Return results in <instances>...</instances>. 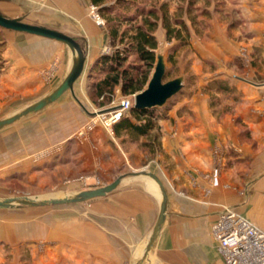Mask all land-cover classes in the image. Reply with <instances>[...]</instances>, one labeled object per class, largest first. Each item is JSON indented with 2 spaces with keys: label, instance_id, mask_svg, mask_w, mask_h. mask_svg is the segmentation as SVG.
<instances>
[{
  "label": "crops",
  "instance_id": "0c3cea01",
  "mask_svg": "<svg viewBox=\"0 0 264 264\" xmlns=\"http://www.w3.org/2000/svg\"><path fill=\"white\" fill-rule=\"evenodd\" d=\"M7 1L0 4V13L15 16L16 3ZM238 5L239 20L245 19L249 26L245 39L247 54H253L252 63L250 68L245 66L240 46L229 38L226 28L221 30L216 23H211L208 45H193L204 68L193 66L197 75L192 81L195 89L193 92L186 89L188 93L181 95L166 112L159 126L160 148L148 167L166 192L168 214L143 264H225L211 227L226 207L264 231V0H238ZM79 10L68 15L73 21H65L69 31L52 22L45 26L79 43L86 57L87 72L108 48V41L101 23L89 18L82 5ZM6 36L7 72L1 80L0 99L6 98L5 106L36 101L63 79L72 54L65 45L53 40L10 31ZM85 74L75 83L74 95L69 92L65 94L71 97L65 94L61 97V110L66 104L70 106V98L78 104L87 100ZM216 82H221L226 90H216ZM120 94L118 87L115 98ZM213 101L222 104L216 107ZM227 106L233 110L226 111ZM57 110L55 107L54 111L48 109L37 117H24L0 130V198L14 192L12 185L25 181L32 185L61 170L66 174L72 165L78 168L79 176H87L96 167H116L122 161L117 153L119 145L113 143L114 138L101 126L81 137L75 154L67 152L69 148L63 142L73 133L70 123L56 126L48 121L45 126L42 122L43 117L48 118L50 112L58 113ZM78 112H75L77 119ZM77 123L82 124V119ZM57 146L61 153L56 152ZM72 158L77 161L72 162ZM65 179H71V173ZM153 184L148 179L142 186H132L135 204L125 210L128 233L116 236L115 247L111 243L110 250L105 252L97 245L98 239L94 245L89 232L103 236L105 228L101 223L84 221L79 223L81 247L66 252L71 256L79 253L80 260L77 255L74 257L80 263L88 261L87 256L95 252L100 264L136 263L144 253L158 216L159 197L149 192L150 188L157 195ZM10 218L6 211H0V245L18 246L36 239L24 234L23 224L9 223ZM46 229L51 233L52 228ZM1 254L0 249V258Z\"/></svg>",
  "mask_w": 264,
  "mask_h": 264
},
{
  "label": "rangeland",
  "instance_id": "374dc122",
  "mask_svg": "<svg viewBox=\"0 0 264 264\" xmlns=\"http://www.w3.org/2000/svg\"><path fill=\"white\" fill-rule=\"evenodd\" d=\"M6 1L7 0H0V4ZM13 2L16 3L14 6L15 8L17 6V8L14 12L15 16L10 18L18 17L21 18L22 21L30 24L45 26L47 23L52 22L53 24L59 25L61 29L69 31L65 21H67V19H70L68 22L73 21L68 15H74L76 12H79L80 5H82L83 10L89 18H93L94 21H97L92 16L91 6L93 5L89 0H73L72 2H70V0H13ZM142 6H144L146 10L148 8H154L156 11V18L159 20L155 31L158 42L156 53H163L166 59V73L163 77V83L174 80L180 76L184 77L183 90L171 98L164 107L156 108L155 110L158 114L166 115V112L181 95L188 93L187 91L193 92L195 89L192 81L197 75L194 74L196 70H193V66L203 67V65L201 64L202 61L197 60L198 57L194 53L195 50L193 49V45L196 47H205V45H208L207 38H209L212 31L211 23L218 24L221 30L226 28L229 38L233 39L240 46V56L245 59V66L250 68L253 54H247V40L245 39V35L249 32V26L246 25L245 19L243 20L242 18V21L239 20L240 9L238 8V0H145ZM95 9L97 10L96 7ZM164 11L169 15L173 31L179 28V20L185 22L189 31V36L182 34L184 37L186 36V39L183 38L182 40L183 42L187 41L185 45L182 44V41L180 42L177 39H172L169 42L166 40V32L162 28L161 19ZM100 17L102 22H97L101 23V28H103L108 41V48L103 54H110L113 50L108 36L111 25L110 23L105 24L104 18L101 15ZM148 19L152 20L153 18L148 16ZM140 22L141 20L138 21V23ZM130 26L131 25L125 23L119 25V35L126 30L132 31ZM9 31L19 33L0 28V90L2 89L1 80L5 72H7L4 54L8 41L6 34L9 33ZM76 32H79V30ZM126 42L127 40L124 41V43ZM170 58L174 59V64L171 62ZM132 62L133 59H129L124 67H128ZM53 67L55 68L56 65H53ZM140 69L143 71L144 68ZM153 71L149 75V80ZM85 73L84 74L88 76V70L87 72L85 71ZM88 83L87 80V86ZM86 92L87 100L79 101L80 104L73 98H70L71 103L69 101L66 102L70 103V106L66 104V107L61 110L63 107V98H60L61 102L58 100L56 104H51L43 110L46 111L50 109V111H54L55 107L58 109L55 111L58 113L50 112L48 118L46 116L42 118V122L45 126H47L49 122L56 124V126L60 124L64 125V123L67 124L68 122L70 123L73 133L69 136V139L63 142V146L68 147L69 150L67 152L73 154L76 153V146L82 137L79 135V132L86 130V127L92 124V122L95 123L94 128L100 127V124L96 123V115L117 109L123 100L130 101V103L134 105L135 95L125 97L121 93L118 98H115L114 92L112 100L109 101L107 99H98L94 97L93 91L89 87H87ZM45 95L41 94L39 99ZM68 97L71 96L69 95ZM36 101L17 102L5 106L6 98L3 97L0 99V120L7 118L3 116L5 113L14 115ZM212 104L218 107L222 102L213 101ZM57 105H61L60 108ZM221 107H223V105ZM224 109L226 111H231L233 107L227 106ZM76 111H79L78 119H82V124H80L81 122L77 123L78 116L75 113ZM42 112L31 114L27 116L26 119L37 117V115ZM127 115H129V111L124 116ZM162 120H159V126ZM61 132H63V129ZM107 134L109 137L114 138V144L116 143L119 145V152L117 153L120 158L122 157V161L120 160L122 163L119 161L118 166L96 167L89 172L90 175L79 176L78 168L76 169V167H74L75 165H72V167L66 171L68 174L71 173V179L69 180L65 179L67 173L65 174L64 170H61L55 175L44 176L43 180L36 183L34 182L32 185L27 181L23 184L17 183L12 185L11 189L14 192H12L9 197H2L0 199L17 197H29L33 199L61 198L81 191L105 187L118 178H122L121 184L106 196L83 203L0 210L6 211L7 215L11 217L9 223L23 224V232L24 234L29 233L28 238H36L26 240L18 246L2 243V245H0L2 251L0 264H100L96 258L97 256L95 257L96 252L91 255L89 254L87 256L88 261L82 263L75 260L74 257L77 255V258L80 260L79 253H75V255L71 256L69 255V251L66 252L67 250L71 251V248L77 250L81 247L79 242L81 238L79 223L84 221L97 222L104 226L105 230L103 236L95 232H89L88 237L93 239L94 245H96L95 241L98 239L97 245H101L105 252L110 250L111 243H113L115 247V243L117 242L116 236L122 237L128 233V219L125 210L130 204H135L132 186H142V183L150 179L146 176L136 175L142 171L149 172V164L156 158L157 152L150 153L148 149L142 147L146 139H138L133 142L129 140L127 136L117 138L114 133L113 136L108 132ZM59 136H63V133L59 134ZM59 149L60 148L57 146V153L60 152ZM114 149L116 150L115 145ZM71 161L74 162L77 160L72 158ZM153 185L155 186L157 195L150 188L149 192L155 195L156 198H160V191L157 185L155 183ZM51 224L56 226L52 227L50 226ZM35 228L39 231L38 235L36 234ZM46 228H52L50 230L51 233H49ZM64 233H66L67 236H65ZM68 234L70 235L68 236ZM25 236L27 238V235ZM54 244L58 245L54 247ZM93 248L96 247L93 246ZM105 255L107 254L105 253Z\"/></svg>",
  "mask_w": 264,
  "mask_h": 264
},
{
  "label": "trees",
  "instance_id": "16d2710c",
  "mask_svg": "<svg viewBox=\"0 0 264 264\" xmlns=\"http://www.w3.org/2000/svg\"><path fill=\"white\" fill-rule=\"evenodd\" d=\"M144 1L89 0L104 18L105 24L111 25L108 36L113 47L112 52L102 54L88 70V87L98 99L111 101L118 87L125 97L136 95L148 83L149 75L156 63L158 42L155 31L159 20L156 18L154 8L146 10L142 6ZM148 16L153 19H148ZM161 19L168 42L172 39L181 42L183 38L186 39V36H189L185 22L179 20V28L173 31L166 11L163 12ZM139 20H141L140 23H138ZM123 23L131 25L132 31L126 30L119 35L118 26ZM125 40H127L126 43H124ZM186 42L182 44L185 45ZM129 59H133V62L128 67H124ZM170 60L174 64V59L170 58ZM140 68H144L143 71ZM215 88L219 92L226 90V86L224 87L221 82L216 84ZM155 109L132 107L129 115L123 116L114 126L115 136L117 138L127 136L133 142L146 139L142 147L148 149L150 153L158 152L160 148L158 122L165 119L166 115L158 114Z\"/></svg>",
  "mask_w": 264,
  "mask_h": 264
},
{
  "label": "water",
  "instance_id": "95a60500",
  "mask_svg": "<svg viewBox=\"0 0 264 264\" xmlns=\"http://www.w3.org/2000/svg\"><path fill=\"white\" fill-rule=\"evenodd\" d=\"M0 28L11 30L19 33H25L36 37L53 40L65 45L72 54L71 65L59 82L47 95L38 101L28 105L18 113L0 120V130L4 127L19 121L31 114L37 113L49 105L58 101L65 93L70 92L74 95V85L85 72L86 57L83 49L73 38L47 26L30 24L22 21L21 18H10L0 13ZM166 73V61L162 53H158L154 71L151 75L146 88L134 96L133 108L136 109H153L162 108L174 96L180 93L183 88L184 77L180 76L174 80L163 83V77ZM136 176H146L157 185L160 191L159 211L155 225L148 237L142 257L134 264H143L147 255L151 252L168 214L167 195L161 181L156 175L148 171H142ZM122 178L116 179L105 187L92 190L81 191L70 196L61 198L33 199L29 197H17L0 199V210L20 207H46L57 205H68L83 203L95 198L104 197L113 192L120 184Z\"/></svg>",
  "mask_w": 264,
  "mask_h": 264
},
{
  "label": "built area",
  "instance_id": "2783aa9c",
  "mask_svg": "<svg viewBox=\"0 0 264 264\" xmlns=\"http://www.w3.org/2000/svg\"><path fill=\"white\" fill-rule=\"evenodd\" d=\"M91 7L92 16L102 22L95 7ZM132 107L130 101L123 100L117 109L96 115V123L113 136L114 126ZM94 127L92 122L79 135L83 136ZM211 234L225 264H264V231L232 209L226 207L219 213L211 227Z\"/></svg>",
  "mask_w": 264,
  "mask_h": 264
}]
</instances>
